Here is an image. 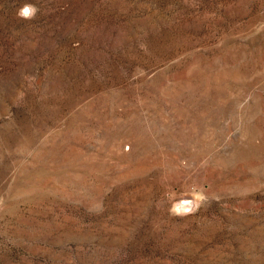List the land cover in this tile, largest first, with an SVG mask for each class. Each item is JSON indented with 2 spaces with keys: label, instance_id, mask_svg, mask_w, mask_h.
Here are the masks:
<instances>
[{
  "label": "rangeland",
  "instance_id": "rangeland-1",
  "mask_svg": "<svg viewBox=\"0 0 264 264\" xmlns=\"http://www.w3.org/2000/svg\"><path fill=\"white\" fill-rule=\"evenodd\" d=\"M0 264H264V0H0Z\"/></svg>",
  "mask_w": 264,
  "mask_h": 264
},
{
  "label": "clouds",
  "instance_id": "clouds-1",
  "mask_svg": "<svg viewBox=\"0 0 264 264\" xmlns=\"http://www.w3.org/2000/svg\"><path fill=\"white\" fill-rule=\"evenodd\" d=\"M40 9L35 4H25L17 11L18 18L33 20L36 18ZM203 200L202 196H197L196 200L183 199L172 205L170 213L172 215L183 216L194 211L192 205L199 207V202Z\"/></svg>",
  "mask_w": 264,
  "mask_h": 264
}]
</instances>
